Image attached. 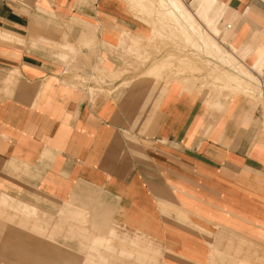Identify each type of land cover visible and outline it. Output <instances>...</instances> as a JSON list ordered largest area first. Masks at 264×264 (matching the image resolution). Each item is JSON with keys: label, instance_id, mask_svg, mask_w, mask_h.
Instances as JSON below:
<instances>
[{"label": "crops", "instance_id": "1", "mask_svg": "<svg viewBox=\"0 0 264 264\" xmlns=\"http://www.w3.org/2000/svg\"><path fill=\"white\" fill-rule=\"evenodd\" d=\"M203 1L182 3L194 4L192 10ZM76 2L0 0V187L21 183L66 202V218L89 234V249L112 250L108 235L89 229L88 210H95L91 216L104 234L115 222L111 232L118 236L149 240L158 248L156 264L207 262L209 233L263 241L264 146L256 140V114L243 106L236 117V97L212 113L203 94L179 85L131 82L100 93L62 83L73 59L62 61L43 38L69 47L60 37L71 28L67 41L82 47L86 75L100 58L108 71L124 68L109 48L119 45L123 32H144L118 0H93L89 7ZM208 13L210 27L221 33L224 14L233 42L250 47L239 58L245 65L264 52V0H211ZM73 17L96 25V47L79 43L82 28L64 23ZM6 173L15 174V184ZM116 246L117 254L131 257ZM136 258L142 263L112 264H151Z\"/></svg>", "mask_w": 264, "mask_h": 264}, {"label": "rangeland", "instance_id": "2", "mask_svg": "<svg viewBox=\"0 0 264 264\" xmlns=\"http://www.w3.org/2000/svg\"><path fill=\"white\" fill-rule=\"evenodd\" d=\"M118 1L126 7V13H128L130 21H133L140 29L144 30V32H139L143 36L138 33L142 38L138 48L129 50V37L137 34H128L126 37L121 36L119 45L109 49L112 50L113 55L121 57L124 68L108 71L103 66L102 58H100L92 68V72L84 75L82 74L85 70L84 64L80 57L84 60L86 57L78 51V48L82 47L78 44L77 48L73 43L67 41L72 39L71 28L66 30L60 37L63 39L60 43L69 47L59 46L58 48L56 46L58 41L43 38L42 41L47 44L46 47L50 48L51 53L54 54L56 51H60L64 55L62 61L68 62L71 57L73 59V62L70 60L66 64L62 83L68 84L69 82L71 86L85 90L91 86L90 92H115L121 87L129 86L131 82L148 81L149 79L140 78L141 75L167 55L174 54L180 59L193 61V64L200 68L199 71L192 72L190 71L191 68L183 73L166 70L159 78L160 81L149 80L148 82L155 83L157 86H160V84L165 86L167 83L166 86L169 84L171 86L179 85L186 92L203 94V101L212 113L223 111L227 102L236 97V117L243 106L250 107L251 113L256 114L258 126L260 125L256 133V140L264 146V88L254 84L256 82L255 77H243L237 70L239 64L233 63L231 60L228 61L224 56L226 55L224 50L221 51L223 55L219 57L209 54V51L204 50L203 45L196 40V31L193 35L194 43L189 46L179 40H168L165 39L166 37H160L157 25L160 20L158 14L162 10L161 0H146L153 5L152 10L148 13L142 10L139 11L131 1ZM92 2L93 0H77L75 4L79 3L89 7ZM193 5L187 6L193 8ZM68 22L82 28L78 39L81 45L88 49L96 47L98 37L96 38L92 33L96 25L77 17L71 18V21L65 19L64 23ZM217 26L221 30L220 39L223 38L222 40H225V42L227 40L233 47L232 50V47L229 46L231 51L228 50L225 46L228 45L226 42L224 49L229 53H234L240 59L245 57L250 47L242 49L239 43L235 44L233 42L235 36L230 29L226 28L227 22L224 14ZM203 27L209 31L213 30L212 27L205 26V24ZM122 39L123 41L120 42ZM242 64H244L243 61ZM78 65H81L80 69ZM246 66L251 67L252 64L246 61ZM172 73L176 74V77H185L190 80H193L194 77L200 78L201 82L194 86L192 84L186 85L179 82L178 78H170L173 77L170 76ZM229 74L242 78V84L236 86L231 83ZM124 76L126 78L121 81L122 83L113 85ZM91 77H94V79H91ZM216 77L230 83L226 87L227 91L221 89V85L213 81V78ZM211 118L210 116V120ZM14 178L15 174L6 173L8 183L14 181ZM19 185L7 184L0 187L1 192L12 195L6 197L3 193L0 194V264H112V262L123 259H132L133 262L142 263L137 260V255L144 257V260H148L151 264H156L158 248H154L149 240H143L137 235L131 237L122 232L118 236L116 233L111 232L115 222L111 224L109 231L104 234L105 231L100 230L98 223L94 221L95 217L91 216L96 214L95 210L93 212L88 210L89 229L102 233V235H108L107 241L115 243H113L114 249L112 250L105 246H94L93 250L89 249V241L87 240L89 234L83 231L79 222L66 218L67 212L64 213L68 205L66 202L58 204L52 198L37 190H26L23 184L20 183ZM26 191L32 192V194L26 193ZM27 197L33 199V203H29L31 205L19 200V198L25 199ZM101 216L104 218V214ZM103 224L105 223L103 222ZM209 236L208 261L197 264H264V238L263 241L252 243L230 234L218 233L213 237V234L209 233ZM63 237L64 239L60 240ZM117 243L121 244V247L126 250L124 252L131 257L126 258L124 255L117 254ZM90 246L92 247V245ZM89 254L92 258L87 260L86 257ZM132 256L135 258H132ZM165 264H168V262Z\"/></svg>", "mask_w": 264, "mask_h": 264}, {"label": "bare ground", "instance_id": "3", "mask_svg": "<svg viewBox=\"0 0 264 264\" xmlns=\"http://www.w3.org/2000/svg\"><path fill=\"white\" fill-rule=\"evenodd\" d=\"M133 3V6L137 8L139 11H144L148 13L152 10L153 5L150 1L146 0H128ZM131 3V4H132ZM162 10L159 12L158 16L160 20L158 21L157 30L158 35L162 38L168 40H179L182 41L185 45L189 46L194 43V31L197 32L196 40L198 43L202 44L205 48L204 50H208L209 54L214 56H222L221 52L224 50L226 53L225 58L228 61H232L233 63H237L238 72L241 73L243 77L253 76L256 78V82L254 84L256 86L260 85V87L264 88V80H262L259 76L261 73V69L264 65V52H262L253 62L252 66H246L242 64V61L239 59L237 55L234 53H229L224 49L225 40L220 39V32L218 30L213 29L212 31L207 30L203 27L202 23H206L208 26L210 24V15H209V6L211 5V0H204L202 3H199L198 6L192 10L184 6L182 0H161ZM7 38L10 37V34L6 32H2ZM128 34L123 32L122 36L126 37ZM128 38V37H127ZM141 36L139 34L129 37L130 49L138 48L139 43L141 42ZM228 50L229 47L225 45ZM231 51V50H230ZM212 61V60H211ZM214 62V61H212ZM234 65V64H233ZM191 68L190 71L195 72L199 71V67L193 64V61L187 59H180L178 56L174 54H169L163 59H161L156 64L152 65L145 73L141 75L140 78L146 80L160 81V77H162V73L166 70H174V73H183L186 70ZM236 69V67H235ZM255 70H258L257 72ZM173 76V77H170ZM169 77L179 80V82H183L186 85L192 84L193 86L197 83L201 82L200 78H195L190 80L188 78H180L176 77V74H171ZM230 82L236 86L242 84V78L238 76H234L229 74ZM168 77V78H169ZM148 80V81H149ZM215 83L220 84L221 89H226L227 86L230 85L228 81L222 80L220 78H213ZM168 84V83H167ZM166 84V85H167ZM191 87V86H190ZM71 214V213H70ZM8 237V236H7ZM27 238V237H26ZM14 245V244H13ZM64 254V253H63ZM57 255V254H56ZM69 257V256H68ZM70 259V258H68ZM69 262V260H68Z\"/></svg>", "mask_w": 264, "mask_h": 264}, {"label": "built area", "instance_id": "4", "mask_svg": "<svg viewBox=\"0 0 264 264\" xmlns=\"http://www.w3.org/2000/svg\"><path fill=\"white\" fill-rule=\"evenodd\" d=\"M262 80H264V65L261 69V73H260V76H259Z\"/></svg>", "mask_w": 264, "mask_h": 264}]
</instances>
